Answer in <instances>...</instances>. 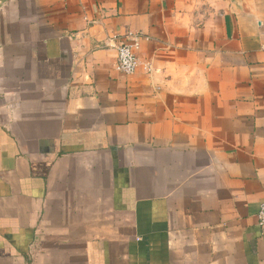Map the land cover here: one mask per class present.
Segmentation results:
<instances>
[{
	"label": "crops",
	"instance_id": "0c3cea01",
	"mask_svg": "<svg viewBox=\"0 0 264 264\" xmlns=\"http://www.w3.org/2000/svg\"><path fill=\"white\" fill-rule=\"evenodd\" d=\"M263 199L264 0H0V264H264Z\"/></svg>",
	"mask_w": 264,
	"mask_h": 264
},
{
	"label": "built area",
	"instance_id": "2783aa9c",
	"mask_svg": "<svg viewBox=\"0 0 264 264\" xmlns=\"http://www.w3.org/2000/svg\"><path fill=\"white\" fill-rule=\"evenodd\" d=\"M116 51V69L126 75L133 74L138 65L139 59L136 55L138 39L131 33H127L122 39L113 44ZM257 224L264 233V199L259 204L257 212Z\"/></svg>",
	"mask_w": 264,
	"mask_h": 264
}]
</instances>
